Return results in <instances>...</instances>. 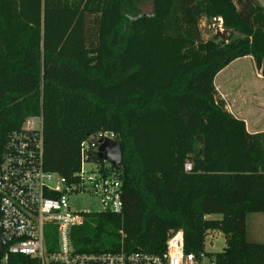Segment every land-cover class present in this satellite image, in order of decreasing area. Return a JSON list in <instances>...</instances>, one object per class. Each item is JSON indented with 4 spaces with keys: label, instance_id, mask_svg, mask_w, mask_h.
Masks as SVG:
<instances>
[{
    "label": "trees",
    "instance_id": "16d2710c",
    "mask_svg": "<svg viewBox=\"0 0 264 264\" xmlns=\"http://www.w3.org/2000/svg\"><path fill=\"white\" fill-rule=\"evenodd\" d=\"M218 19L236 36L204 41L200 23ZM245 57L264 78L257 0H0V156L7 136L40 116L43 168L70 181L81 144L104 167L89 138L113 133L122 211L73 227L77 253L160 255L181 230L184 253L198 255L218 232L215 264H264L246 227L264 216V132L249 134L214 87Z\"/></svg>",
    "mask_w": 264,
    "mask_h": 264
},
{
    "label": "built area",
    "instance_id": "2783aa9c",
    "mask_svg": "<svg viewBox=\"0 0 264 264\" xmlns=\"http://www.w3.org/2000/svg\"><path fill=\"white\" fill-rule=\"evenodd\" d=\"M42 127L40 116L29 117L19 130L7 136L3 146L0 156V264H215L214 254L204 250L198 255L185 254L181 230L167 235L160 255L123 250L77 253L71 243V229L82 226L90 215L121 214V183L116 169L108 162L103 161L106 165L102 167L88 160V142L81 144L80 168L72 180L45 171ZM89 140L97 141V153L99 141L115 142V135L101 132ZM189 169L186 164L184 171ZM74 195L95 197L101 211L72 212L68 200ZM46 227L54 228L56 236H46Z\"/></svg>",
    "mask_w": 264,
    "mask_h": 264
},
{
    "label": "crops",
    "instance_id": "0c3cea01",
    "mask_svg": "<svg viewBox=\"0 0 264 264\" xmlns=\"http://www.w3.org/2000/svg\"><path fill=\"white\" fill-rule=\"evenodd\" d=\"M242 59L250 61L254 78L250 76L251 80L247 79L245 73L238 72L237 68L233 67L237 63L235 60L215 76L214 87L219 98L224 102L227 112L243 121L249 134L262 133L264 132V78L258 73L250 57ZM225 70L230 72L225 73Z\"/></svg>",
    "mask_w": 264,
    "mask_h": 264
},
{
    "label": "rangeland",
    "instance_id": "374dc122",
    "mask_svg": "<svg viewBox=\"0 0 264 264\" xmlns=\"http://www.w3.org/2000/svg\"><path fill=\"white\" fill-rule=\"evenodd\" d=\"M258 3L264 8V0H257ZM140 11L143 14H151V5L149 2L144 3L140 7ZM220 20V19H218ZM216 20V21H218ZM214 21V20H213ZM215 22V21H214ZM201 36L204 41L214 39L227 42L232 36L236 34H231L228 30L222 28L221 20L218 21V24L215 26V23L211 22L208 25L205 21L200 23ZM228 32L229 37L222 39V34ZM233 67L237 68L238 72L245 73L246 78L251 80V77L254 78V71L251 67L249 60L239 59ZM232 67V68H233ZM231 70V69H230ZM230 70H225V73L230 72ZM251 76V77H250ZM252 86H255L253 82H250ZM218 96V94H217ZM219 97V96H218ZM220 99V98H219ZM221 100V99H220ZM227 111V110H226ZM70 210L72 212H89L97 213L101 211L100 204L95 197L90 195H78L71 196L68 200ZM210 219H219L218 215L209 216ZM247 227V241L249 243L255 244H264V216L255 214L247 218L246 221ZM225 247V239L223 235L218 232H211L205 237L203 250L209 254H216L222 252Z\"/></svg>",
    "mask_w": 264,
    "mask_h": 264
},
{
    "label": "water",
    "instance_id": "95a60500",
    "mask_svg": "<svg viewBox=\"0 0 264 264\" xmlns=\"http://www.w3.org/2000/svg\"><path fill=\"white\" fill-rule=\"evenodd\" d=\"M229 37L228 32L222 34V39ZM97 156L100 160L108 162L113 169H116L121 164L122 149L117 142L109 140L99 141L97 148Z\"/></svg>",
    "mask_w": 264,
    "mask_h": 264
}]
</instances>
